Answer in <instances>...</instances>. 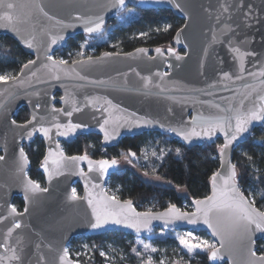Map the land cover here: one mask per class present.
Segmentation results:
<instances>
[{"label": "water", "instance_id": "95a60500", "mask_svg": "<svg viewBox=\"0 0 264 264\" xmlns=\"http://www.w3.org/2000/svg\"><path fill=\"white\" fill-rule=\"evenodd\" d=\"M14 2L17 3L18 10L25 20L19 25L21 32L28 38L35 37L34 47L26 48L13 32L5 28H0V36L7 35L15 39L20 47L33 57L32 60H35L36 64L30 65L23 74L21 71L18 72L17 75L23 84L13 82L0 84V156L5 157L0 160V243H3L8 228L18 221L21 227L14 229L10 244L17 248L24 264H60L59 257L72 238L113 232L145 238L150 236L155 229L166 232L192 230L206 233L219 247L220 240L213 237L211 229L202 223L193 226L187 224L186 221H176L165 227L163 221L153 220L151 230L142 231L139 236L134 230L119 226L92 230L87 226V221L91 218V209L84 199L86 189L93 195H100L103 190L104 194L111 196L105 189L107 180L119 168L125 167L123 162L116 159L118 161L116 168L109 169L102 180L98 171L91 173L88 171L86 161L79 162L78 167L76 163L64 161V166L60 169L63 174L53 175L51 178L40 166L39 170L44 179V186L41 187L47 188L48 191L32 194L25 192L27 184L25 173L27 174L29 169V161L21 170L19 150L24 144H29L35 137H38L45 147L44 159L50 149L56 150L57 141L61 146V142L71 141L79 135H97L100 137L102 147L110 148L116 147L123 137L138 136L144 132L169 135L184 146L202 142L213 144L217 139H220L223 144L222 134L214 137V142L195 138L191 142H185L166 129L178 128L183 122L191 120L193 116L209 118L226 115L218 107H214L215 105L226 109L230 106L239 107L243 102L247 108L253 103L260 102L258 97L264 95V85L260 84L259 76L253 77L248 73H258L264 69V0H243L245 4L254 6L248 27L244 26L243 17L235 10H230L231 19L229 13L221 14V4L230 5L236 3L237 0H176V3L181 5L180 8L174 7L168 0L162 3L147 2L144 4H139V0H126L127 7L130 5L140 9L166 8L171 10L175 16L183 19L180 29L184 30L179 43L176 40V32L172 42L174 47H159L162 54L157 53L156 48H144L147 53L138 54L135 49L127 53H114L98 62L78 65H72L71 62L61 67H74L76 72L69 77L60 72V80L53 79L52 73L42 66L51 63L46 59V53L52 55L54 51L61 50L69 38L85 34L81 22L76 21L74 17L76 15L85 18L103 16L105 18L104 32L107 22L118 17L127 7L120 12L110 10L111 0H14ZM217 15H221L220 23L217 22ZM64 24H74L75 27L65 28ZM225 24L232 25L240 34L238 37H233L236 43L247 38V43L241 45L243 51L256 53L255 56L245 57V71L242 74L229 54L227 45L219 42L213 43L214 33L218 39H224L220 33ZM58 35H62L64 39L51 45L49 50V37ZM99 35L93 34L89 37ZM169 48L173 49L181 59L177 60L175 55H170ZM180 50L183 53H179ZM129 53L132 55H128ZM102 54L93 57L94 61ZM83 60L87 61V59ZM32 72H36V75L31 76ZM165 72L168 74L157 75V73ZM224 72H228L231 78L222 79ZM77 73L83 78H77ZM238 76L242 78L238 79ZM144 78L150 81L147 88L144 86ZM99 81H104V83H93ZM248 85L251 87H247ZM61 97L64 99L62 100ZM87 98H93L91 106H86ZM105 100H110L116 107L109 106ZM37 104L40 105L39 109L35 107ZM74 106L82 110L73 112L72 122L87 127L77 130L69 137H57L53 128L51 141H46L38 132H34L29 138L26 129L17 126L26 124L33 115L37 117L34 121L37 126L40 123L46 126L55 122L67 123L69 118L62 113L52 112V108L72 111ZM21 108L27 109L29 118L24 123L16 122V125H13L11 122L14 120V115ZM97 108L101 111H96ZM105 108L108 109L107 112L103 111ZM133 112L139 117L152 119L156 122L155 126L131 131L126 128L121 129L117 139L106 143L103 133L99 130L103 119L115 120ZM41 117H44L43 121L40 120ZM53 117L56 118L55 121ZM260 125L254 123L251 131ZM31 128L32 125H28V130ZM248 135L249 133H246L226 150L224 157L226 164L229 161L233 164L234 150L247 140ZM218 163L216 172L226 171V169H221L219 152ZM48 167L51 170L53 165L49 164ZM81 170L84 176L80 175ZM27 179H30L28 174ZM93 183L99 184L100 187L93 188ZM75 184L81 188V194L78 196L82 199L73 201L70 196ZM26 195L28 196L27 201L25 200ZM15 197H21L23 201V210L18 211L23 215H12L10 212V206ZM25 208H27L26 212ZM166 209L152 212L161 213ZM135 210L146 212L136 208ZM18 240L19 245L16 243ZM259 240H264V232L253 230L243 238L239 235L229 237L225 234L221 258L216 264H264L259 260V257L264 255L256 254L255 257L251 255L256 241ZM0 254H3L2 249H0ZM69 259L73 261L70 257ZM208 264H210L209 261Z\"/></svg>", "mask_w": 264, "mask_h": 264}, {"label": "snow or ice", "instance_id": "6c2138e0", "mask_svg": "<svg viewBox=\"0 0 264 264\" xmlns=\"http://www.w3.org/2000/svg\"><path fill=\"white\" fill-rule=\"evenodd\" d=\"M147 2L152 3H162L164 0H139V4H144ZM169 3H172L174 7L180 8L181 5L176 3V0H168ZM127 7L126 0H111L110 10L114 9L116 12H120ZM221 14L229 13V18H232L230 10H235L237 14L243 17V23L245 27L250 26L249 21L252 18L251 12L253 5H247L243 0H237L234 4H221ZM43 12V9H41ZM46 15V13H45ZM52 19V17H49ZM76 21H80L83 26V31L86 36H92L93 34H101L105 25V18L103 16L92 17H81L76 15L74 17ZM217 22H221V15H217ZM25 20L22 17L20 11L18 10L17 3L14 0H0V28L8 29L13 32L19 40L23 43L26 48L32 49L34 47L33 41L35 37L28 38L25 36L19 27L20 24L24 23ZM59 23V21L57 22ZM187 26V25H186ZM63 27H75L74 24H64ZM170 28V25H166L163 28V31L167 32ZM160 29H157L159 31ZM184 29L177 31L176 40L179 43L181 33ZM231 34V35H230ZM141 36H146L147 33H140ZM220 35L224 39H218L216 34H213L212 40L213 43H221L227 45V50L232 56L233 61L238 65L239 72L242 74L245 71L244 61L245 57L255 56L256 53L252 51H243L241 45L247 43V38L240 40L239 43H236L233 37H238L240 34L236 31V28H233L232 25L225 24V27L221 30ZM50 45L56 44L58 41L63 40L62 35L50 36ZM87 46V41L85 44L81 45V51L77 53L78 56L84 57V49ZM157 53L162 54L160 48H156ZM170 55H175L176 59L179 60L181 57L176 55L175 51L171 48L168 49ZM207 52V49H205ZM136 53H147V50L144 48L136 49ZM118 54V53H117ZM114 55V53L105 52L100 57H96L95 61L92 56L87 57V61L81 60H72V65H78L83 63H92L101 61L109 56ZM128 55H132L129 53ZM46 59L50 61V64H44L42 67L47 69L52 73V78L55 80H60V72H63L64 76L69 77L72 73L76 72L74 67H61L67 66L69 62L64 59H54L51 54L46 53ZM35 60H29L27 64H24L21 68V74L24 73L25 69H28L30 65H35ZM168 73H157V75H167ZM36 72H32L31 76H35ZM77 78L80 77L77 73ZM248 75L256 77L259 76L260 84L264 85V69L257 72H249ZM228 72H224L222 79H230ZM242 78L240 76L237 77ZM145 79V88L148 87L150 81L147 78ZM13 82L16 84H23V81L20 80L19 75H0V84H8ZM103 84L104 81L93 82ZM247 87H251L248 85ZM63 100L64 97H61ZM88 104L86 106H91L93 104V98H87ZM259 103H253L252 106L245 108L243 102L239 107H229V108H220L221 112L226 113L223 116L217 117H196L193 116L191 120L183 122L180 127H172L166 129L167 131L175 133L176 136L180 137L181 140L185 142H191L194 138L200 140L213 141V138L218 134H222L224 137V143L217 145V151L220 154L221 160V169H226V171L214 172L210 179L211 184V194L206 196L204 199H193L192 211L181 210L175 204H169L167 209L161 213H153L152 211L146 212H137L132 206L131 200H124L123 202L116 195H107L102 193L100 195H93L92 192L87 191L86 189V199L88 207L91 209V218L87 221V226L92 230L104 229L107 226H119L125 229H132L135 231L137 236L142 231H150L153 220H161L164 223V226L167 227L170 224H174L176 221H186L189 225H198L204 224L209 229H211V235L220 240V246L217 247V244L208 239H202L198 235H194L192 230L184 231L182 234H178L176 239L178 240L180 249L187 252L191 256L194 252L199 250L200 252L207 253V259L210 264H216L217 260L221 258V249L224 247L225 234L229 237L233 235H239L241 238L250 234L253 230L258 232H264V211H258L255 208V201L249 200L244 193L238 187L236 165L231 164L229 161L225 163V153L234 142L238 141L246 133H250L251 127L254 123L264 124V95L258 97ZM105 103L111 107H116L112 105L110 100H105ZM36 109L40 108V105H35ZM82 109L78 106H74L72 111H66L64 109L52 108L54 113H62L66 115L69 119L67 123L55 122L49 126H46L43 123H40L37 126L34 121L37 120V117L33 115L32 119L28 120L26 124L17 125L18 127L25 128L27 136L32 137L34 132H38L42 135L46 141L52 140V131L55 129V135L57 137H69L77 132V130L87 127L80 123H74L71 120L73 112L81 111ZM96 111H101L100 108H97ZM107 112L108 109H103ZM41 121L44 120V117L40 118ZM55 121L56 118L53 117ZM13 125H16V121L12 120ZM156 122L152 119H145L139 117L136 113H129L127 116L118 117L115 120L110 118H104L103 122L100 123L99 130L103 133L104 141L107 143L109 141L117 139L120 134L121 129H132L147 128L155 126ZM28 125H32L31 130H28ZM264 143V141H262ZM177 154L180 153V149H176ZM164 152L161 150L160 157L162 158ZM153 155L157 154L153 152ZM246 155V154H245ZM21 170L23 167L28 164L27 157L23 148L19 150ZM136 153L128 151L122 158L131 162L135 159ZM5 157L0 156V160H3ZM248 160H251L252 157L248 156ZM64 161H71L79 166V162H87L88 171L91 173L93 171H98L100 174V179L104 178V174L108 172L109 169L116 168L118 161L116 159L106 160L101 159L93 161L89 158L87 153L84 155H73L67 156L62 150L60 143L57 141L56 150H49L45 155L41 167L44 172L48 175L49 178L53 175L63 174L60 172V169L64 166ZM53 165L50 170L48 165ZM147 174V173H145ZM80 175L84 176V172L81 170ZM25 178L27 184L25 185V192L36 194L39 192H47V188H42L38 182L27 179V174L25 173ZM93 188H99L100 185L93 183ZM28 196H25L27 201ZM70 199L80 200L82 199L77 195L76 189L73 188L71 192ZM27 208H25V212ZM10 212L12 215H23L19 213L15 206H10ZM21 224L17 221L14 222L12 227L8 228L5 233L3 243H0V249L3 250V254H0V264H24V261L21 255L17 252V248L13 247L10 244V238L13 236L14 229H19ZM17 245L20 244L18 240ZM137 245H142L145 252L155 253L157 248L153 247L151 243H146L140 240L139 238L136 241ZM84 248L87 250L88 245H84ZM138 257H141V264H154V260L151 256H148L147 259L142 257L141 252L137 248L132 249ZM10 253V254H9ZM80 253H77L79 256ZM253 257L256 256L254 251L251 252ZM100 256L107 259L106 253L104 251L100 252ZM60 264H78V262H73L69 259V249L64 248L63 254L59 257ZM259 260L264 262V256L259 257ZM159 264H166L164 259L159 261ZM172 264H184L183 259L173 260Z\"/></svg>", "mask_w": 264, "mask_h": 264}, {"label": "trees", "instance_id": "16d2710c", "mask_svg": "<svg viewBox=\"0 0 264 264\" xmlns=\"http://www.w3.org/2000/svg\"><path fill=\"white\" fill-rule=\"evenodd\" d=\"M166 25H170L167 32L163 31ZM182 25L183 19L175 16L169 9H140L128 5L118 17L107 22L102 34L97 37H89L85 34L75 35L67 40L61 50L54 51L52 56L54 59H64L71 63L72 55L86 41L94 42L100 53H127L137 48L174 47L172 42L175 33ZM157 29L160 30L157 31ZM140 33H147V35L141 36ZM179 53L183 51L180 50ZM32 59L33 57L25 52L15 39L7 35L0 36V75H17L22 66ZM28 118L27 109L21 108L15 113L13 119L18 123H24ZM262 141H264V124L251 131L247 140L237 146L233 153L237 184L249 200L250 193L253 194L254 206L260 211H264V143ZM221 144V140L217 139L213 144L202 142L184 146L169 135L144 132L138 136L121 138L116 147H102L100 137L93 134L79 135L71 141L61 142V147L67 156L87 153L94 160H118V157L125 155L129 150L135 152L136 157L132 165L135 171L119 168L110 175L105 186L107 193L118 196L122 201L131 200L133 206L139 211L162 210L170 203L181 210L191 211L189 206L193 199H202L209 195V178L218 169L217 145ZM22 148L29 161L28 177L43 187L44 179L39 170L45 153L42 140L35 137L32 142L24 144ZM178 148L179 154L176 152ZM161 150L164 154L162 158H158ZM153 152L157 155L154 156ZM248 156L252 159L248 160ZM138 173L147 178L159 179L164 184H154L143 180ZM74 188L80 195V186L75 184ZM177 190H183L184 194H178ZM184 203H187L188 207H184ZM12 206H15L17 211H22L24 205L21 197H15ZM181 232L155 229L152 234L157 235L156 238L160 244L172 246L177 242L174 235ZM137 239L120 232L72 238L68 243L69 257L80 264H104L99 250L105 243L112 242L127 255L134 257L136 264H141V261L139 263L137 261L140 257L132 251L133 248H139L136 245ZM126 240L132 242L127 245ZM82 242L87 243L91 249L90 261L85 262L83 257H74V253L80 250ZM262 242L264 241L259 240L255 243L254 252L258 255H264ZM197 256L200 260H192V264H208L207 253H197Z\"/></svg>", "mask_w": 264, "mask_h": 264}, {"label": "rangeland", "instance_id": "374dc122", "mask_svg": "<svg viewBox=\"0 0 264 264\" xmlns=\"http://www.w3.org/2000/svg\"><path fill=\"white\" fill-rule=\"evenodd\" d=\"M102 41V40H100ZM85 44V42L83 43ZM96 45L94 42L92 41H87V46L89 45ZM124 155L118 157L120 159L121 162H123L124 164V168L123 169H133L135 171V169L132 167L133 165V160L131 162H129L128 160L123 159ZM138 175L143 179L146 180L148 182L154 183V184H164V182L160 181L159 179L156 178H147L144 175H141L140 173H138ZM74 188V185H73ZM110 190V188H109ZM114 192V191H112ZM178 194L183 195L184 191L183 190H177ZM78 195V194H77ZM250 200H253V194L250 193L249 195ZM184 207H188L187 203L183 204ZM192 209V206H189ZM184 231H182L180 234H182ZM194 235H198L200 236L202 239H208L211 240V237L209 235H207L206 233H204L203 235L198 234L199 232H193ZM178 234H175L174 237L176 239V236ZM157 235L156 234H152L148 237H146L147 239L142 240L143 242L146 243H151L153 245V247L157 248V252L155 253H150V252H145V250L143 249L142 245H136L139 247L138 250L141 252L142 257L144 259H147L148 256H151L154 260V264H159V261L161 259H164L166 261V264H171L173 260H178V259H183L184 264H192V260L195 261H199L200 257L197 256V253H204V252H200L199 250H197L196 252H194L191 256H189L185 251H182L180 249L178 240L176 242V244L172 245V246H166V245H162L157 241ZM264 241V240H263ZM132 241L131 240H126L125 243L127 245H129ZM84 245H87V243L82 242V246L80 248V250H78L77 253H80L79 256H77V253H74V257H83V259L85 260V262L90 261L91 260V249L88 246V249L86 250L84 248ZM261 247L264 248V242H262ZM68 248V245L67 247ZM101 251H104L106 253L107 259H105L104 257V264H136V260L134 257L127 255L121 248H118L117 246L113 245L112 242H107L105 243L99 250V254ZM138 263L141 261V257L140 260H137ZM78 262V261H77ZM78 264H80V262H78Z\"/></svg>", "mask_w": 264, "mask_h": 264}, {"label": "built area", "instance_id": "2783aa9c", "mask_svg": "<svg viewBox=\"0 0 264 264\" xmlns=\"http://www.w3.org/2000/svg\"><path fill=\"white\" fill-rule=\"evenodd\" d=\"M80 51H81V46H80V48H79V49H78V50L72 55L73 60H74V59H75V60L87 59L88 56L95 57V56H98V55L101 54V53L98 51L97 46L94 45V44H93V45L90 44L88 47H86V48L84 49V51H85V55H84L83 58L77 55V53L80 52Z\"/></svg>", "mask_w": 264, "mask_h": 264}]
</instances>
